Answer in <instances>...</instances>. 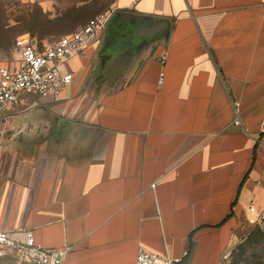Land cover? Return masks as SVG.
<instances>
[{
    "label": "crops",
    "instance_id": "obj_1",
    "mask_svg": "<svg viewBox=\"0 0 264 264\" xmlns=\"http://www.w3.org/2000/svg\"><path fill=\"white\" fill-rule=\"evenodd\" d=\"M95 13L133 22L134 43L163 35L119 62L127 44H102L107 26L68 63L60 99L0 110V230L68 248L62 264H135L140 248L222 264L250 207L264 210V0H112Z\"/></svg>",
    "mask_w": 264,
    "mask_h": 264
},
{
    "label": "built area",
    "instance_id": "obj_2",
    "mask_svg": "<svg viewBox=\"0 0 264 264\" xmlns=\"http://www.w3.org/2000/svg\"><path fill=\"white\" fill-rule=\"evenodd\" d=\"M111 18V13L97 15L48 44L35 38L17 39L13 48L14 60L0 66V110L17 107L25 96L31 94L39 98L60 99L74 79L68 63L74 58L88 57ZM250 211L254 214L247 218L250 223L264 221V210L251 206ZM0 247L15 254L16 264H62L68 252V248H45L37 244L32 231H27L25 240H22L12 237L8 230H0ZM187 255L188 251H184L182 256L172 257L168 253L140 248L135 264H186Z\"/></svg>",
    "mask_w": 264,
    "mask_h": 264
},
{
    "label": "rangeland",
    "instance_id": "obj_3",
    "mask_svg": "<svg viewBox=\"0 0 264 264\" xmlns=\"http://www.w3.org/2000/svg\"><path fill=\"white\" fill-rule=\"evenodd\" d=\"M79 1L88 0H53L54 6L48 9L28 0H0V66L14 60L13 48L17 39L35 38L42 44L51 43L59 36L78 29L77 23L86 24L98 15L95 10L108 6L112 0H90L85 7L77 8ZM115 16L107 23L102 44L108 45L114 38L110 32H113ZM162 35L161 31L143 34L137 42L127 44L125 57L118 61L124 59L125 62L132 55H137L149 47L155 37ZM102 44L101 47L104 46ZM90 73L93 77L99 75V63ZM104 73L108 75V72ZM0 264H16L15 254L0 247ZM222 264H264V221L253 224L245 219L237 225L233 241L224 252Z\"/></svg>",
    "mask_w": 264,
    "mask_h": 264
},
{
    "label": "flooded vegetation",
    "instance_id": "obj_4",
    "mask_svg": "<svg viewBox=\"0 0 264 264\" xmlns=\"http://www.w3.org/2000/svg\"><path fill=\"white\" fill-rule=\"evenodd\" d=\"M114 21V31L112 34L114 38H112L109 44H111L113 51H117L123 45L133 42L136 36L134 35L133 28L130 30L133 22L128 21L125 16L116 14Z\"/></svg>",
    "mask_w": 264,
    "mask_h": 264
},
{
    "label": "water",
    "instance_id": "obj_5",
    "mask_svg": "<svg viewBox=\"0 0 264 264\" xmlns=\"http://www.w3.org/2000/svg\"><path fill=\"white\" fill-rule=\"evenodd\" d=\"M137 29H142V27H139V26H135ZM146 28V27H145Z\"/></svg>",
    "mask_w": 264,
    "mask_h": 264
}]
</instances>
